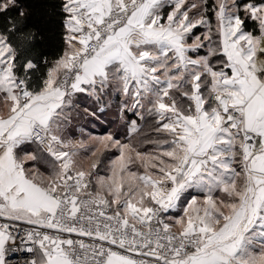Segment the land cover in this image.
Segmentation results:
<instances>
[{
    "label": "snow or ice",
    "instance_id": "obj_1",
    "mask_svg": "<svg viewBox=\"0 0 264 264\" xmlns=\"http://www.w3.org/2000/svg\"><path fill=\"white\" fill-rule=\"evenodd\" d=\"M0 264H264V0H0Z\"/></svg>",
    "mask_w": 264,
    "mask_h": 264
},
{
    "label": "built area",
    "instance_id": "obj_2",
    "mask_svg": "<svg viewBox=\"0 0 264 264\" xmlns=\"http://www.w3.org/2000/svg\"><path fill=\"white\" fill-rule=\"evenodd\" d=\"M19 258H20V257L17 256V255H13V256L10 257V259H12V260H17V259H19Z\"/></svg>",
    "mask_w": 264,
    "mask_h": 264
},
{
    "label": "crops",
    "instance_id": "obj_3",
    "mask_svg": "<svg viewBox=\"0 0 264 264\" xmlns=\"http://www.w3.org/2000/svg\"><path fill=\"white\" fill-rule=\"evenodd\" d=\"M95 131H96L97 133H99V132H100V129H99V128H97Z\"/></svg>",
    "mask_w": 264,
    "mask_h": 264
}]
</instances>
